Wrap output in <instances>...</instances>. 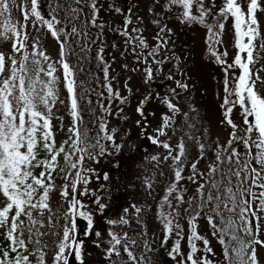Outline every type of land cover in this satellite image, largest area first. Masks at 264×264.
I'll return each mask as SVG.
<instances>
[{"label":"snow or ice","instance_id":"1","mask_svg":"<svg viewBox=\"0 0 264 264\" xmlns=\"http://www.w3.org/2000/svg\"><path fill=\"white\" fill-rule=\"evenodd\" d=\"M133 7L126 0H0V264H49L43 238L50 235L58 237L51 264H87L85 257L90 253L85 245L91 236L106 240L104 264H260L257 246L264 248L260 238L264 227V37L258 13H264V0H221L219 5L216 0H151V16L207 29L208 52L224 73L220 123L228 130L223 143L219 137L206 142L207 129L200 132L197 128V110L189 105L184 111L174 102L180 96L178 89L187 92L189 84L172 74L165 79L175 80L176 86L160 98L167 111L153 133L137 119L141 137L163 150L146 157L154 171L144 178L146 195L156 201L154 219L162 232L155 249L147 233L139 230L147 227L141 218L143 206L130 204L118 219H109L108 205L88 187L89 174L95 175L89 162L99 163L126 150L117 137L127 134L111 127L110 118L127 120L123 105L130 100L113 87L117 78L110 74L111 62L105 58L106 32L118 37L138 62L148 65L142 69L146 85L170 60L162 51L169 44L164 37H170L172 29L153 19L159 31L153 37L157 43L150 46L140 27L144 18ZM13 11L19 13L16 19ZM105 13L110 22L105 21ZM209 17L214 23L208 22ZM229 20L235 49L231 62L227 50L216 49ZM48 37L58 46L56 60L45 48ZM119 46L113 39L111 47ZM73 57L78 64L72 63ZM175 59L178 64L179 57ZM92 61L102 73V79L95 80L101 89L98 93L80 78L81 73L94 76L85 66ZM61 83L67 93L70 124L66 130L59 129L66 131V137L58 143L53 121L63 123L62 117L54 116L57 103H65L60 99ZM124 88L131 94L127 81ZM149 99L143 97L135 109L145 120L144 105ZM81 101L88 105L86 110ZM237 109L241 124L233 119ZM85 111L92 114L91 119L85 118ZM178 117L182 118L179 123ZM189 142L195 156L190 155ZM108 179L104 173L103 180ZM57 191L66 205L59 215L52 207V194ZM82 196H91L95 208L84 203ZM97 214L107 225L103 232L97 230ZM57 219L64 223L61 231L53 232ZM133 220L136 229H132ZM181 220L187 224V233ZM200 220L207 222L221 245L222 262L212 259L216 253L198 230ZM126 227L140 239L129 236ZM185 236L186 246L182 244Z\"/></svg>","mask_w":264,"mask_h":264},{"label":"rangeland","instance_id":"2","mask_svg":"<svg viewBox=\"0 0 264 264\" xmlns=\"http://www.w3.org/2000/svg\"><path fill=\"white\" fill-rule=\"evenodd\" d=\"M221 2V0H216L217 5H219V3ZM127 4L133 5V12L138 14L139 16L143 17V23L140 25V27L143 29V35L145 36V38L147 39L149 45H155L157 43V41H155L153 39V37L156 35V33L159 31L158 27L155 24H152L151 21L153 19H160V26H163L165 23H167L168 27L172 29V34L171 36H165V39L169 40V44L167 46V49L162 51V55H167L170 60L166 61L165 65H164V70L162 73L159 74L160 77L165 76V74H172L175 77V80H181L182 82H185L184 80H187V78L192 77V81L193 82H189L188 84H196L198 87L197 89H193V93L189 96L188 100L185 102L186 104H182L180 103V107L182 108V110L184 111H188V106L192 105L197 112L199 113V117H200V122L197 124V128L200 130V132H203L204 129H207V133H206V142L210 143L212 141H215L217 139V137H219V140L221 143H223L228 136V130L220 123L221 119H219V112L216 108L217 105H214L213 103L217 102L220 104V100H219V94L222 91V87L223 84L222 82L219 84L218 86V90L219 93L217 92V96L216 97H212L213 95V91H212V85L210 86V90H208V85H209V77L211 75V70L210 69H205V66L202 63H199L200 61H204L207 62L209 61V59H204L201 58V51H207V46L208 43H206L207 39H208V33H207V29L204 28V26L200 25V24H193V25H188L186 26V28H188L185 37L187 39V41L189 42V40L191 42L194 43V55L197 57L194 58L195 60H193L191 62V65L188 66L187 68V74L184 75V78L182 77L181 73V69L186 66V59H185V55H186V51H184V49L182 50L179 49V44H178V40L177 39V32H178V28L183 27V24H180V22L176 19H164L161 17H153L149 14L148 12V8L151 7V0H126ZM138 6V7H136ZM159 11V9L157 10ZM13 18L16 19L19 15V13L17 11H13ZM258 17H259V23H260V32L262 37H264V13H258ZM104 18L106 22H110L111 18L107 16V14H104ZM133 20H135V16H133ZM209 20V18H208ZM209 23H214L213 20L208 21ZM107 25V23H106ZM135 26V25H134ZM193 29V30H191ZM180 32V31H179ZM184 32V29L182 30L181 33ZM189 40H188V38ZM231 36H233V30H232V21L229 20L225 23V29L224 32L222 34V44L218 46V48H220V51L222 50H227V52L230 50L229 44H230V40H231ZM45 48L47 50V53L50 57H52L53 60L58 59V46L56 44V42L51 38L48 37V40L45 44ZM2 50V49H0ZM137 52H140V49H136ZM192 50V49H191ZM146 52V50H145ZM132 54V53H131ZM176 57H179V62L177 64L176 61ZM207 60V61H206ZM257 67H259V65H257ZM60 73H58L59 75ZM122 76H121V81L119 82L120 84V91L121 94H123L126 89L124 88V83L122 80L125 76L128 77L127 83H128V87L131 90L134 89H141L140 85L136 82L135 79H133L129 73L126 72H121ZM261 76L264 77V72L261 73ZM174 80V81H175ZM166 82L171 83L172 86H175V83L173 82V80H166ZM166 85V83H161L160 85H158L157 87V91H155V94H141L139 96H137V99L139 98L142 99L145 96H149L150 99L149 101L145 102L144 105V110L146 113V120L143 117H139L138 115H135L136 111H134L133 108V100L131 99V97H129L130 103H127L125 105H123L124 107V115H126L128 117L127 120H118L115 117H112V119L110 120L113 125L115 127H119L120 131H128L130 129V131L133 132H137V127L135 128V123L137 121V119H140L144 124H145V128L148 131L149 134L153 133V130L158 126L159 121H160V117L162 115L163 112L167 111L165 109L164 106H162V104L160 103V98L162 97L163 93H161V87ZM190 88V87H189ZM192 89V88H191ZM190 91V89H188ZM264 91V90H262ZM184 93V91L180 90V93ZM154 97V98H152ZM60 99L64 100L65 103L61 104V103H57L55 109H54V116H59L62 117L63 119V123L62 125L60 124L59 121L54 120L53 123L56 124L57 126V142L59 143L63 138L66 137V131H60L59 129L62 127L63 129H67V127L70 124V117L68 116V108H67V93L63 88V85L61 83L60 85ZM177 99V98H176ZM191 99L192 103H189V100ZM215 99H217V101H215ZM94 101V100H93ZM174 102H177L176 100H174ZM115 110V109H114ZM239 110H235L233 113V119L234 121L239 124L240 119L238 116ZM133 114V118L131 122H129V117ZM240 114V113H239ZM191 116H195L196 113H190ZM182 118H177L178 123L181 121ZM149 123H150V127H149ZM136 126H138L136 124ZM138 129H141L138 126ZM142 130V129H141ZM187 130V129H186ZM194 131V130H193ZM199 134V133H196ZM129 144L126 148L125 154H127L126 158L129 159V162L127 163L129 167H133L136 166L137 170V177L138 179L136 180L135 177V171L133 172V174L130 173L129 170H125L123 172H121L119 175L124 177V181H126V184H128V182H131V180L135 181V184H133V191H135L134 193V204H137L139 206V204L141 206L146 205L148 208H153L156 206V201H154L151 197L147 196L146 193L143 196L142 192L140 191V189L137 186V181L140 179H144L146 176H150L152 174H150V171L148 173V171L146 172L145 169L146 167L143 164V160H147L146 157H150L152 155H156L158 153H162L163 150L162 149H158L155 145H152L148 140H145V144H142L144 146V150H142L140 148V139L137 136H134V138L129 140ZM173 142H175L173 140ZM190 148V155L191 156H195L196 155V150L194 147H191V142H189ZM140 155H143V157L141 159ZM122 158V157H121ZM121 158L120 161L122 160ZM125 161H123L124 163ZM205 162H202L201 167L204 166ZM150 165V164H149ZM91 168H98L99 170L102 171V174L106 173V167L104 166V168H102V162L99 163H94L90 166ZM128 171V172H127ZM127 172V175H125ZM165 173L167 174V169H165ZM116 177L118 176V173H116L115 175ZM131 179V180H130ZM57 187H59V185L62 183V181L58 178L57 181ZM160 188V183H157L156 185V189L157 191H159ZM157 199H159V197H157ZM52 207L54 210L57 211V214L59 215L60 213H62V211H64L66 209V205L63 204V202L60 200L58 191L54 192L52 194ZM146 210V209H145ZM120 216L119 213H116L114 215H112L110 217V219H118ZM143 220L146 221L147 223V227L143 228L144 232H150L152 231H157L155 230V226H154V222L152 220V218L149 217V213H146L144 211V213L142 214L141 217ZM64 221L63 219H57L56 223H55V227L51 230L53 232H59L61 231L62 225H63ZM181 225L184 227L185 233H187V224L185 222V220H181L180 221ZM132 227L133 229H136L138 226L136 225L135 221L133 220L132 222ZM105 229V228H104ZM116 231H119L120 229L117 228L115 229ZM126 230V228H125ZM199 232L201 233V235H205L209 241H210V246L213 248L214 252L216 253L217 256V251H221L222 249L220 248V244L217 242L216 238L213 237L211 235V229L208 226L207 222L205 220H200L199 221ZM102 232L104 230H101ZM128 231V230H127ZM136 231H134V234ZM161 233V232H159ZM137 235V234H136ZM262 238V236H260ZM263 239V238H262ZM44 243H46L48 245L47 251H48V257H49V264H51V256L54 252L55 249V244L58 240V237L55 235H50V236H46L43 238ZM199 243V242H198ZM258 248V253H259V259H260V264H264V248H260L259 246H257ZM215 256V257H216ZM215 257H212L213 260H215Z\"/></svg>","mask_w":264,"mask_h":264},{"label":"trees","instance_id":"3","mask_svg":"<svg viewBox=\"0 0 264 264\" xmlns=\"http://www.w3.org/2000/svg\"><path fill=\"white\" fill-rule=\"evenodd\" d=\"M102 15H104V14H102ZM211 20H212V18L209 17L208 21L211 22ZM191 25H193V24H191ZM186 26H187V24H183L184 28L177 27L178 28L177 39H179L178 40L179 49L182 48V50L184 49V51H186L185 59H186L187 63H186V66H184L181 69V71H182L181 73H183L182 74L183 78H184V75H186L188 72L187 71L188 66L191 65V62L193 60H195L194 58L197 57V55L195 56L194 52H193L194 46H195L194 43L189 40L188 36H187V38H188L189 42L187 41V39L185 37V34L188 30V28H186ZM106 28H107V25H106ZM183 29H184V32L181 33ZM191 30H193V29H191ZM105 39H106L105 58L111 62V73L110 74L117 78L116 80L112 81L113 87L114 88L120 87L119 82L121 81V76H122L121 72H123V71L126 73H129L130 76L133 79H135L136 82L140 85L141 89L137 88V89L131 90V94H129L126 90L122 94V95H128L129 97H131V99L134 102L133 103L134 106L132 108L134 111L136 109L137 103L141 100V99L139 100L140 97L137 99V96L144 94V93L147 95L155 94V91H157L158 85H160L161 83H166V85L161 87V93H163L162 97L170 94V92H169L170 88H174L176 85L172 86L171 83L166 82L165 77L167 76V74H165V76H162V77H160L158 74L156 76V78L150 84L146 85L142 79V77L144 75L142 69L148 65H145L143 63L138 62L135 59V53H133L131 50L125 49L123 43H120L119 38L118 37L114 38L113 34L111 32H106ZM113 39H115L116 42L120 44L119 48L113 49L111 47V44L113 43ZM229 42H230V44H229L230 50L228 51L227 59L229 60V62H231V60L235 54V49L232 46L233 36H231V40ZM218 46L219 45H216V49L220 51V48H218ZM121 52H125L126 54L124 56H121ZM200 55H201V58H204L207 60L209 59V61L206 60L207 62L200 61L199 63H202L205 66V69L211 70V75L209 77L208 90H210V86L212 85V91H213L212 97H216L217 92L219 93V90H218L219 84L221 82L223 84L224 73L221 69V66L214 62V58L211 57L210 53L208 52V46H207V51L202 50ZM113 56H115L114 62L112 61ZM71 59H72L73 64H78V61L76 60L75 57H73ZM125 64L128 66L127 68L123 67V65H125ZM85 66L87 68L91 69V71L94 73V76H86L83 73H81L80 78L88 81V83L91 84L95 88L96 92L98 93L101 89L96 85L95 80L96 79H102V73H100L96 69L95 61H92L91 63L86 64ZM134 68L136 69L135 71L133 70ZM127 80H128V77L125 76L122 81L125 82ZM184 81H186V83L193 82L192 77L187 78V80H184ZM173 82L175 83L174 80H173ZM189 87H190L189 88L190 91L188 90L187 92H185V94L182 92L180 93V96L176 99V101H178V103L180 102L183 105L186 104L185 102L188 100L189 96L193 93V89H197L198 86L196 84L190 83ZM198 88H200V87H198ZM221 90L222 91L219 94V100L222 102L223 87ZM178 91H180V90L178 89ZM92 99L94 100L92 107L95 108L96 107V103H95L96 97L93 96ZM215 101H217V99H215ZM221 102H220V104H221ZM189 103L193 104L191 99L189 100ZM81 104L83 105V107L86 110L88 105L84 101H81ZM213 104L217 105L216 108L219 112V119H221L222 110L219 107L220 104L218 103V101L213 103ZM162 106H164V105L162 104ZM91 115H92L91 113H88L87 111H85V118L86 119H91ZM135 115H138V114L135 113ZM238 116L240 119L239 124H241L242 120H241V116L239 113H238ZM133 117L134 116L132 114L129 117V122L134 120V119L132 120ZM111 119H112V117L110 118V120ZM110 125H111V127H115L111 121H110ZM134 127L135 128L137 127L136 133L135 132L132 133L130 131V129L128 131H125V132L121 131L122 133H126L127 135L123 136V138L118 136L117 142L121 143L125 147H127L129 142H130L129 140L134 138V136H137L140 139V144H141L140 148L142 150H144L145 148L142 144H145V140H147V139L141 137L140 132L142 130L138 129V126H136V123H135ZM125 151L126 150L122 149V151L120 153H117V154L111 155V156L103 157L99 161V162H102V168H104V166L106 167L105 171L109 176V179L107 181L103 180L102 171L99 170L98 168H96V169L93 168V169H95V175L89 174L90 185L88 187L91 189L92 192H96L97 194H99L101 196V198L103 199L104 203L108 205V207L106 208L105 211L107 214V218H109V219L112 215H114L116 213H119L121 215V213L125 207H128L130 204H134L133 200L135 197L134 196L135 191H133V184H135V181L130 179L131 182H128V184H126V181H124V177L119 175L121 172H123L127 169L130 171L131 174H133V172L135 171L134 173H135L136 180L138 179V177L136 175L138 169H136V166H133L132 168L128 166L127 163L129 162V159L126 158L127 154H125ZM142 157H143V155H140V158H138V159H141ZM119 158H121L122 160L120 161ZM123 161H125V162L123 163ZM94 163L95 162H89L88 166H91ZM143 164L146 167V169H148V173L150 171V174H152L154 171V169L152 168V165H149L147 160H145V161L143 160ZM127 172L125 175H127ZM116 173H118L117 177L115 176ZM136 184L144 196L145 195L144 179L138 180ZM99 185H104V187L99 188L98 187ZM80 199L84 203H88L90 207L95 208V205L90 204L91 196H82V197H80ZM139 206H141V205L139 204ZM143 207L146 209L145 212L149 213V217L152 218V220L154 222L155 230H157V231L151 230L150 232H146L147 233L146 239L149 242H151L152 247L155 249L159 245V242L162 238L161 228H160L159 222L154 219L155 207L148 208L146 205H144V203H143ZM96 219H97V230H99V231L104 230V228L107 227V225L104 223V219L100 218L99 214H97ZM132 229H133V227H132ZM126 230H128L129 236L136 238L138 240L140 239V237L138 235H136L137 234L136 232H135L136 234H134L133 230H130L127 227H126ZM139 230L144 232L142 227H140ZM159 232H161V233H159ZM261 236L263 239L261 237L260 238L262 240H264V227H262ZM173 239H175V238H173ZM94 241L100 243L101 247L96 248ZM182 244H184L186 246V236H185V240L182 241ZM105 247H107L105 239L97 240V238L95 236H91V237L87 238L85 249H86L87 253H90V255H86V257H85L87 264H104V256L102 255V252H103ZM220 248H221V245H220ZM161 255H163V253H161ZM165 260H166V258H165ZM215 260H218L220 262L223 261L222 250L217 251V256L215 257Z\"/></svg>","mask_w":264,"mask_h":264}]
</instances>
